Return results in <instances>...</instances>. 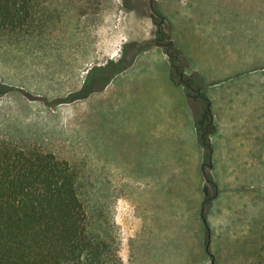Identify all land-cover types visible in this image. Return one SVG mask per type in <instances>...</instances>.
Wrapping results in <instances>:
<instances>
[{
  "label": "rangeland",
  "instance_id": "1",
  "mask_svg": "<svg viewBox=\"0 0 264 264\" xmlns=\"http://www.w3.org/2000/svg\"><path fill=\"white\" fill-rule=\"evenodd\" d=\"M39 10L46 26L0 33V140L79 169L110 260L264 264V0ZM112 60L124 67L100 89L108 72L97 68Z\"/></svg>",
  "mask_w": 264,
  "mask_h": 264
},
{
  "label": "trees",
  "instance_id": "2",
  "mask_svg": "<svg viewBox=\"0 0 264 264\" xmlns=\"http://www.w3.org/2000/svg\"><path fill=\"white\" fill-rule=\"evenodd\" d=\"M41 1L0 0V33L46 26L50 12L39 10ZM169 54L178 82L191 88L192 79ZM123 64L112 60L97 68L108 72L100 89ZM79 176L74 164L53 151L0 140V264H122L108 259L109 241L91 228ZM259 255L264 263V245Z\"/></svg>",
  "mask_w": 264,
  "mask_h": 264
},
{
  "label": "crops",
  "instance_id": "3",
  "mask_svg": "<svg viewBox=\"0 0 264 264\" xmlns=\"http://www.w3.org/2000/svg\"><path fill=\"white\" fill-rule=\"evenodd\" d=\"M104 87H105V86H104ZM104 87H103V88H104ZM207 96H208V95H207ZM263 245H264V243L260 244V247H259V248L261 249ZM215 263H216V262H215V258H214L212 264H215Z\"/></svg>",
  "mask_w": 264,
  "mask_h": 264
}]
</instances>
